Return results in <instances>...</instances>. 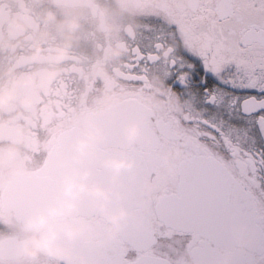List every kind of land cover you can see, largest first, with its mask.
<instances>
[{
  "label": "flooded vegetation",
  "instance_id": "obj_1",
  "mask_svg": "<svg viewBox=\"0 0 264 264\" xmlns=\"http://www.w3.org/2000/svg\"><path fill=\"white\" fill-rule=\"evenodd\" d=\"M73 1L0 0V42L10 39L16 44L15 49L0 47V76L6 69L14 67L21 78L32 73L37 80L34 86L20 87L17 98L0 110V264H21L18 243L22 238L20 228L23 222L17 219L14 210L5 205V192L18 180L29 178H38L43 185L55 183L61 187L65 172L63 162L69 149L64 145L70 142L64 136L69 133L86 136V130L96 131L95 115L105 112L110 113L104 119L106 127L102 124L105 128L110 127L111 131L102 132L96 140V156L127 158L135 161L140 172L150 171L145 187L147 207L143 209L157 237H167L171 231L182 236L177 250L185 264H195L192 251L198 248L204 251L203 264H216L220 249L231 250L230 264H264V169L249 167L232 152L218 146L217 142L202 138V133L195 128L172 120L173 114L185 109L188 102L172 91L166 75L157 67L146 69L147 87L141 90V85L134 82V74L139 71L134 65V53H138L136 46L143 43V18L158 10L156 0ZM176 7L183 8V0H176ZM48 10L56 12L59 20L78 15L81 21V26L73 33L69 56L50 78L48 73L52 66L47 58L23 64L18 62L19 57H26L35 50V39L45 30L51 36V39L43 41L46 56L55 52L54 44L67 38L58 24L43 18ZM14 20L25 27L15 26ZM26 36L33 39L23 40ZM116 47L123 48L122 56L110 54ZM170 53V47L165 44L161 49V59H166ZM25 97L33 98V103L27 107L20 103ZM130 125L139 127L134 141L128 138ZM13 149L15 155L4 163ZM177 150L179 157L169 160ZM52 154L58 155L59 159L55 170L49 169L47 164ZM199 157H212L226 169L228 174L223 182L227 189L229 184L235 183L252 194L255 224L261 230L259 244L241 247L232 243L226 246L215 243L204 233L167 227L158 219L155 214L158 196L162 191L163 194H178L180 164ZM103 161L91 167L95 169L86 171L89 175L82 179L90 187L98 186L111 192L114 187L107 169L102 168ZM167 163L171 164V174L167 173L158 180L159 195L153 200L147 195L149 178L158 167ZM218 182L221 184L222 181ZM82 194L92 197L89 208L77 209L70 219L78 225H92L96 233L103 232L106 236L105 226L110 222L98 213L103 198L87 192ZM135 194L134 203L143 205L139 191ZM110 202H107L109 208ZM85 235L90 236L87 239L91 245L108 247L99 254L101 260L107 253L106 264H128L143 254L126 243L120 233L105 244L96 242L98 236L92 238L91 229L86 228ZM148 251L145 254H149ZM76 257L74 254L70 264H78ZM31 264H57V261L42 256Z\"/></svg>",
  "mask_w": 264,
  "mask_h": 264
},
{
  "label": "snow or ice",
  "instance_id": "obj_2",
  "mask_svg": "<svg viewBox=\"0 0 264 264\" xmlns=\"http://www.w3.org/2000/svg\"><path fill=\"white\" fill-rule=\"evenodd\" d=\"M156 0L143 18L134 82L157 67L188 102L178 124L264 169V0ZM165 44L171 49L161 59Z\"/></svg>",
  "mask_w": 264,
  "mask_h": 264
},
{
  "label": "water",
  "instance_id": "obj_3",
  "mask_svg": "<svg viewBox=\"0 0 264 264\" xmlns=\"http://www.w3.org/2000/svg\"><path fill=\"white\" fill-rule=\"evenodd\" d=\"M109 113L95 115L96 119L93 121L97 122L100 135L104 131H111V128H105L104 124V119ZM80 137L71 133L64 136L72 141L64 145L69 148L65 161L74 153L73 142ZM96 145L95 140L82 159L75 162V166L80 172H86L95 169L91 167L104 160L102 168L107 169L111 186L114 187L110 192L112 199L109 210L116 211L121 207L128 210L130 215L127 226L120 232L121 238L136 251L143 253L128 264H173L167 258L145 254L156 240L155 232L143 209L147 207L145 187L150 171L140 172L139 166L135 163L133 169H124L119 178L114 179V170L106 164L108 159L96 156L98 153ZM58 163V155L52 154L47 164L49 169L55 170ZM179 173V193L160 195L155 205V214L165 226L181 231L204 233L215 243L229 246L236 243L233 227L238 224H248L253 229L249 234L251 240L249 244H259L258 235H261V230L255 224V200L252 194L247 193L242 186H236L235 183L229 184L230 188H226L227 184L223 181L228 173L219 162L212 157L191 158L180 164ZM220 180L221 184L218 182ZM18 181L5 192L3 200L7 207L15 211L17 219L21 222H24L25 218L34 211L46 209L49 205L57 203V198L62 195V186L55 183L43 185L38 178ZM122 185L125 187L121 188ZM136 191H139L143 205L134 203V199L137 198ZM83 195L81 194L79 199L78 210L88 209L92 201L90 195ZM98 213L104 216L101 208L98 209ZM87 237L90 236H81L74 243L65 238L63 242L73 247L78 264H81V260L83 264H99V262L106 264L107 253L103 259L101 257V260L99 254L105 252L108 247L93 246ZM199 250L201 248L192 251L195 264H203L204 251Z\"/></svg>",
  "mask_w": 264,
  "mask_h": 264
},
{
  "label": "clouds",
  "instance_id": "obj_4",
  "mask_svg": "<svg viewBox=\"0 0 264 264\" xmlns=\"http://www.w3.org/2000/svg\"><path fill=\"white\" fill-rule=\"evenodd\" d=\"M59 2V0H58ZM43 18L49 23L58 24L62 34H66L67 38L62 43L54 44L55 52L51 56H46L43 47V41L51 39L49 31L45 30L35 39V50L30 52L26 57H19V63L37 62L42 57L47 58L52 66V70L48 73V77L54 76L59 70V66L69 56L73 46V33L81 26L78 15L66 17L59 20L56 12L48 10ZM13 24L18 27H25L20 21L14 20ZM33 37L26 36L23 40H31ZM0 47H8L15 49L16 44L10 39L0 42ZM123 48L116 47L111 50L113 57L123 55ZM37 83L35 74H28L25 77L16 72L15 68H8L0 76V110L5 109L12 101L17 98V90L20 87H30ZM20 103L25 107L33 103L32 97L23 98ZM129 141H134L139 134L138 125H130L127 129ZM100 131L86 130V136L78 138L74 144V153L63 162L65 172L62 176V195L57 198V203L49 205L46 209L37 210L29 214L21 225V240L18 243V257L21 264H31L38 261L42 256L53 258L57 264H70L74 256L73 247L65 244L63 240L75 242L81 236L85 235L86 228L92 230V238L98 236L97 243L105 244L109 240L114 239L126 226L130 213L127 209L121 207L119 210H109L108 201L112 199L110 191L98 186L90 187L82 177L86 178L89 173H81L75 166V162L82 159L88 152L89 147L95 140L99 139ZM15 155V149L3 161L8 160ZM179 150L171 154L169 160L178 158ZM106 164L114 170V179H118L120 173L124 169H133L135 161L127 158L113 157L106 161ZM91 193L97 198H103L100 208L104 212V219L109 221L106 227V236L103 232L96 233L94 226L78 225L72 222L70 218L79 207V199L82 193ZM163 196V193H161ZM253 231L248 224H238L233 227V236L237 245L244 247L251 243L249 239L250 232ZM230 249H220L216 264H230Z\"/></svg>",
  "mask_w": 264,
  "mask_h": 264
},
{
  "label": "rangeland",
  "instance_id": "obj_5",
  "mask_svg": "<svg viewBox=\"0 0 264 264\" xmlns=\"http://www.w3.org/2000/svg\"><path fill=\"white\" fill-rule=\"evenodd\" d=\"M165 169L166 171H163ZM169 173L168 175L170 176L171 174V164L167 163L165 165H161L160 167L157 168L155 173L150 176L149 178V192L147 195L151 197V199H155L159 194V184L158 180ZM163 193V191H162ZM165 193V192H164ZM161 195V194H160ZM172 230V229H171ZM161 232V231H160ZM172 234L168 233L167 237L166 236H156V242L150 247L149 249V254L150 255H155L158 257H165L174 264H185L181 259V256L179 255V251L177 250V246L180 244L178 241L182 240V236L178 234V232H172ZM176 246V247H175Z\"/></svg>",
  "mask_w": 264,
  "mask_h": 264
}]
</instances>
